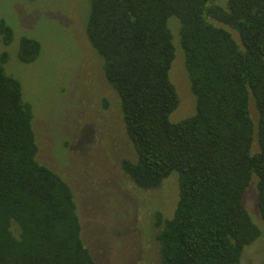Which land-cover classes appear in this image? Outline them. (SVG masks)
Instances as JSON below:
<instances>
[{"label":"trees","instance_id":"trees-1","mask_svg":"<svg viewBox=\"0 0 264 264\" xmlns=\"http://www.w3.org/2000/svg\"><path fill=\"white\" fill-rule=\"evenodd\" d=\"M220 1L89 0L86 34L119 95L133 148L121 168L146 189L178 172L173 216L157 214L160 264H240L246 245L264 237L243 201L256 174L264 221V0ZM172 16L196 99L176 122ZM13 38L0 20L1 43ZM41 50L23 37L18 57L33 62ZM8 59L0 49V264H98L72 186L38 159L35 110L6 72Z\"/></svg>","mask_w":264,"mask_h":264},{"label":"rangeland","instance_id":"rangeland-1","mask_svg":"<svg viewBox=\"0 0 264 264\" xmlns=\"http://www.w3.org/2000/svg\"><path fill=\"white\" fill-rule=\"evenodd\" d=\"M88 12L89 0H0V20L14 31L9 45L0 41V49L9 54L5 69L21 81L24 98L34 107L38 159L75 192L82 235L97 263L160 264L157 214L173 216L179 198L178 172L160 186L146 189L121 168V158L132 156L133 148L119 95L86 34ZM178 21L176 16L169 19L177 45L170 76L181 100L170 116L173 122L191 115L196 101L178 41ZM226 27L240 39L236 30ZM23 37L42 46L33 62L18 57ZM250 107L257 121L253 98ZM257 179L255 174L243 201L264 230ZM240 264H264L263 236L246 245Z\"/></svg>","mask_w":264,"mask_h":264}]
</instances>
